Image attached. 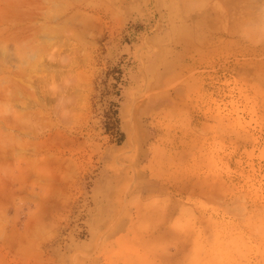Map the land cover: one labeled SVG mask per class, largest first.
Instances as JSON below:
<instances>
[{
    "label": "rangeland",
    "instance_id": "1",
    "mask_svg": "<svg viewBox=\"0 0 264 264\" xmlns=\"http://www.w3.org/2000/svg\"><path fill=\"white\" fill-rule=\"evenodd\" d=\"M226 1L0 0V264H264V0Z\"/></svg>",
    "mask_w": 264,
    "mask_h": 264
},
{
    "label": "bare ground",
    "instance_id": "2",
    "mask_svg": "<svg viewBox=\"0 0 264 264\" xmlns=\"http://www.w3.org/2000/svg\"><path fill=\"white\" fill-rule=\"evenodd\" d=\"M234 1H235V2L237 1V2H238V1H240V0H234ZM241 1H242V0H241ZM243 1H245V0H243ZM226 2H227V1H226ZM228 2H232V0H229ZM228 2H227V3H228ZM235 2H234V5H233V3H232V4L229 3V4L232 5V8H233L234 6H236V9H235V8H234V9H230L231 11H236V10H237V5L239 4V2H238L237 5H235ZM245 3H246V2H245ZM242 4H244V3L242 2ZM242 4L240 3V5H242ZM231 5H230V6H231ZM242 6H243V5H242ZM242 6H240V7H242ZM240 7H238L239 10H240ZM187 8H189V7H187ZM230 8H231V7H230ZM195 9H196V8H194V10H195ZM241 9H243V8H241ZM239 10H238V12H239ZM191 11H193V8L191 9ZM231 11H229V12H231ZM240 11H241V10H240ZM187 12H189V11L187 10ZM238 12L236 11V14H237ZM232 13H235V12H231V14H232ZM241 13H242V12H241ZM246 13H248V12L246 11ZM231 14L229 13V15H231ZM237 15H238V14H237ZM227 16H228V15H227ZM239 20H240V19H239ZM239 20H238V18H237L235 21L237 22V21H239ZM236 22H235V23H236ZM232 23H233V22H232ZM238 23H240V22H238ZM238 23H237V25H240V24H238ZM233 24H234V23H233ZM233 24H232V25H233ZM237 25H235L234 28H235ZM47 27H49V25H48ZM47 27L45 26V28H47ZM234 28H233V26L230 25V29H234ZM236 28H237V27H236ZM51 32H52V31H51ZM49 33H50V32H49ZM48 37L52 38V36H50V35H48ZM3 54H4V53H3ZM43 70H46V69L43 68L42 71H43ZM56 72H57V71H56ZM44 73H45V72H44ZM44 73H43V75H44ZM49 73H50V72H49ZM51 74H52V73H51ZM41 75H42V74H41ZM43 75H42V76H43ZM55 75H56V74H55ZM55 75L52 74L51 76H54V77H55ZM78 77H79V75H78ZM78 77H77V78H78ZM41 78H42V77H41ZM44 79H45V78H44ZM40 80H41V79H40ZM44 81H45V80H44ZM42 82H43V79H42ZM72 86H75V84L72 85ZM73 88L76 89V87H73ZM73 88H72V89H73Z\"/></svg>",
    "mask_w": 264,
    "mask_h": 264
},
{
    "label": "trees",
    "instance_id": "3",
    "mask_svg": "<svg viewBox=\"0 0 264 264\" xmlns=\"http://www.w3.org/2000/svg\"><path fill=\"white\" fill-rule=\"evenodd\" d=\"M115 113H116V112H115ZM115 120H116V119H115ZM116 123H117V120H116ZM108 124H109V123H107V128H109V127H110V125L108 126ZM120 135H121V136H123V134H122V133H120Z\"/></svg>",
    "mask_w": 264,
    "mask_h": 264
}]
</instances>
